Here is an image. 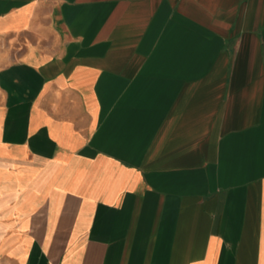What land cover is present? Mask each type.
<instances>
[{"label":"crops","instance_id":"1","mask_svg":"<svg viewBox=\"0 0 264 264\" xmlns=\"http://www.w3.org/2000/svg\"><path fill=\"white\" fill-rule=\"evenodd\" d=\"M0 264H264V0H0Z\"/></svg>","mask_w":264,"mask_h":264}]
</instances>
